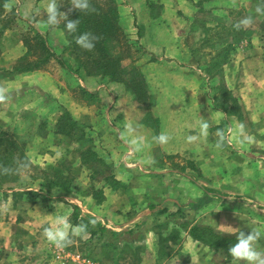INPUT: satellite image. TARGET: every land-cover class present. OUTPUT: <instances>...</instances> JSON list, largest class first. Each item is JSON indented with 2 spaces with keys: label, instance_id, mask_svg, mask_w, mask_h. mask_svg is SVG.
<instances>
[{
  "label": "crops",
  "instance_id": "obj_1",
  "mask_svg": "<svg viewBox=\"0 0 264 264\" xmlns=\"http://www.w3.org/2000/svg\"><path fill=\"white\" fill-rule=\"evenodd\" d=\"M116 2L131 47L123 64H132L140 75L134 83L143 89L144 101L124 84L84 71L68 47L62 22L44 23L48 0H0V133H29V144L44 146L48 140L40 126L50 140L71 138L85 126L114 179L101 187V198L57 201L53 212L46 204L32 205L31 216L0 215V264H79L53 253L43 235L58 216L70 223L74 205L118 235L116 241L93 237L92 242L101 240L99 246L91 244L89 251L83 243L74 248L79 252L69 253L94 264H230L179 223L208 225L221 233L230 228L249 232L247 222L264 229V36L226 38L228 23L238 24L240 13L253 14L258 0ZM61 7L65 13L70 9ZM210 16L223 24L211 28ZM36 35L44 39L51 59L39 69L16 71L28 55L34 58L24 39ZM227 42L232 53L220 59L216 50ZM208 48L214 54L206 55L210 58L203 65L198 55ZM214 60L223 65L210 74ZM66 114L75 124L72 136L55 130ZM202 121L209 125L206 135ZM218 132L223 133L219 147ZM161 133L169 136L165 144L154 139ZM189 136L194 140L188 142ZM37 212L42 221L36 227ZM23 223L29 224L21 232L28 242L18 236ZM135 247L140 253L128 257Z\"/></svg>",
  "mask_w": 264,
  "mask_h": 264
},
{
  "label": "rangeland",
  "instance_id": "obj_2",
  "mask_svg": "<svg viewBox=\"0 0 264 264\" xmlns=\"http://www.w3.org/2000/svg\"><path fill=\"white\" fill-rule=\"evenodd\" d=\"M256 7L257 6H254L253 17V14L247 15V13H240L242 17H238V15L236 16L237 21L243 20L249 16L252 17L251 24L247 26L243 25L247 28L246 36L244 38H262L264 36L260 31L261 29H264V15H257L255 13ZM127 18L130 20V16ZM209 18V23L212 25L211 28L217 26V24H223L218 23L212 16ZM203 20H206V16H203ZM232 24V22L228 23L227 27L230 29L229 34H227L226 37L229 42L236 38L234 33L230 34V31L234 32V25ZM210 50L212 51L211 53H209ZM199 54H202L198 55V58L204 65V63H208L210 58L206 55H213L214 51L213 49L208 48ZM124 66L128 69L132 68V64L130 63L123 64V67ZM85 97L89 98V96ZM83 115L86 117L85 110L83 111ZM38 130L43 134L45 133L44 137L48 140L46 144L44 143V146L43 143L37 144L32 142L29 144L27 141L28 138H31L29 133L23 136L21 135L22 138L21 136L11 134L13 138L25 146L24 156L26 160L18 170L16 182H0V215L31 216L29 214L30 211L34 212L32 211V205L36 204L41 206L46 204V209L49 208L50 212H53L55 207L52 204L57 201H67L68 203L72 202L75 204V200L83 202L85 199L94 196L101 198L104 193L101 187L104 188L106 185L113 184L114 182L111 172L112 169L110 170L107 158L100 157L98 151L95 150L97 145L95 142H92L87 127L83 126L80 128L71 138L60 139L59 137H55V139H53L54 136H51V138L53 137L51 140L48 138V130H46L44 126H40ZM45 151H47L46 154L50 155V157L43 155ZM92 152H96L95 155ZM104 155L106 154L103 153V156ZM172 163H174V161ZM45 195L51 199H45ZM59 198H62V200H59ZM35 215L36 221L35 223H32V225L37 227L41 225L42 213L37 212ZM59 215H61V213ZM70 225L79 226L81 223H74L71 216ZM28 226V223L20 224V228L17 230L18 236L20 237L19 239H24L20 240L21 242L29 241L28 238L21 233L23 230H26L25 228ZM82 234L88 238L86 242L75 236L72 238V244L62 248L67 252L75 253L79 252L75 250L76 247H81L83 243H85L84 245L86 247H84H88L89 251L91 244L98 246L101 244V240L95 242L96 239H94V242L91 241L92 237L88 227ZM1 245L0 242V247ZM55 249L56 247L52 245L53 253ZM105 253L107 254V252ZM126 253L128 254V257L136 258L140 252L138 247H135L128 249Z\"/></svg>",
  "mask_w": 264,
  "mask_h": 264
},
{
  "label": "trees",
  "instance_id": "obj_3",
  "mask_svg": "<svg viewBox=\"0 0 264 264\" xmlns=\"http://www.w3.org/2000/svg\"><path fill=\"white\" fill-rule=\"evenodd\" d=\"M59 1L60 11H62L61 5H69L71 9L70 0ZM89 5L90 9L88 11L72 9L71 11L67 10L66 14L68 15V19L79 21L77 33L74 35L89 32L98 37L95 42V47L90 52L79 48L75 44L74 35H69L65 31L69 49L87 74L99 75L108 78L112 82L122 83L134 94V97H136L138 101H144L143 97L144 99L147 97L143 94V89L134 83V81H137L136 78H141L140 75L137 73L135 74L136 69H127L123 67V61L129 59L131 56V47L120 25L116 0H89ZM229 30L230 29L227 28V31ZM233 30L236 31V38L238 39L246 34V31L240 28H233ZM262 31H264V29H262ZM24 43L26 47H28L29 54L34 58L28 55L24 61L17 65L16 71L29 72L39 69L51 59L50 53L45 47L44 39L41 36L36 35L32 39L25 38ZM227 43L221 44V47L216 50V55L220 57V59L223 57L227 59L232 53L233 46ZM222 65V61L214 60L213 63L209 64L208 72L212 74L213 71H218ZM127 71L133 72L134 74L128 76ZM221 99L222 101H227L224 95L221 96ZM216 102L218 103L221 101L216 100ZM74 126L73 119L69 114H66L59 119L56 125V132L61 135L72 136ZM24 148L25 146L12 136L6 133H0L1 183H13L17 181L18 170L26 160ZM44 198L51 199L46 195ZM59 200H62V198H59ZM73 209V222L87 225L88 229H90L92 238L97 236H108L112 241L118 239V235L109 231L101 222L89 215H84L79 206L74 205ZM92 219L96 220L95 225L88 224V221ZM179 227L185 230L190 229V236L194 240L208 246L225 258L228 256V248L235 242L236 234H223L208 225H195L191 227L189 223L184 222L179 223ZM245 233L247 234L248 232L246 231ZM127 236L133 238L134 233L129 232Z\"/></svg>",
  "mask_w": 264,
  "mask_h": 264
},
{
  "label": "clouds",
  "instance_id": "obj_4",
  "mask_svg": "<svg viewBox=\"0 0 264 264\" xmlns=\"http://www.w3.org/2000/svg\"><path fill=\"white\" fill-rule=\"evenodd\" d=\"M71 11L72 9L78 11H88L90 9L89 0H70ZM46 20L44 23L49 27L59 25L63 21L64 29L69 35L77 33L79 21L68 19V15L65 12L59 10L57 0H48L47 6L44 9ZM257 15H264V0H258L257 7L255 8ZM252 23V17L249 16L241 20L238 24L234 25L239 29L241 25H249ZM98 37L89 32L80 33L74 35L75 44L85 50L92 51L95 47V42ZM4 96L0 95V100H3ZM207 122H201L200 130L202 135L207 134L208 129ZM242 127V126H241ZM127 132L131 133V127L127 128ZM220 141L217 146L223 142V133L218 132ZM124 139V137H121ZM157 143L165 144L169 140V136L161 133L154 137ZM188 142L194 140L193 136L187 137ZM96 220L92 219L88 221V224L95 225ZM251 226L250 231L246 234L245 231L239 228H230L222 233H235V242L228 248V256L230 258V264H264V247L260 246V242L264 240V229ZM87 225L81 224L79 226H70L68 219L64 216L56 217L55 225L45 227L43 235L46 240L57 248H62L73 243V237L81 235L86 231Z\"/></svg>",
  "mask_w": 264,
  "mask_h": 264
},
{
  "label": "built area",
  "instance_id": "obj_5",
  "mask_svg": "<svg viewBox=\"0 0 264 264\" xmlns=\"http://www.w3.org/2000/svg\"><path fill=\"white\" fill-rule=\"evenodd\" d=\"M57 251V254L60 256L67 254L66 257L64 258L65 261H74V259L79 262V264H94L93 262H91L89 259H85V258H81L80 256H77L76 258H74L73 255H70V252H67L66 250H64L63 248H57L55 249Z\"/></svg>",
  "mask_w": 264,
  "mask_h": 264
}]
</instances>
